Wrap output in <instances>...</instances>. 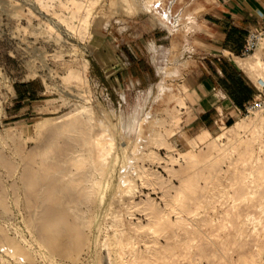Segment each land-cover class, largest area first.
Returning <instances> with one entry per match:
<instances>
[{
    "label": "rangeland",
    "instance_id": "rangeland-1",
    "mask_svg": "<svg viewBox=\"0 0 264 264\" xmlns=\"http://www.w3.org/2000/svg\"><path fill=\"white\" fill-rule=\"evenodd\" d=\"M148 1L0 0V264H264V103L188 132L189 3L165 41Z\"/></svg>",
    "mask_w": 264,
    "mask_h": 264
},
{
    "label": "crops",
    "instance_id": "crops-1",
    "mask_svg": "<svg viewBox=\"0 0 264 264\" xmlns=\"http://www.w3.org/2000/svg\"><path fill=\"white\" fill-rule=\"evenodd\" d=\"M185 1L189 9L182 49L190 64L177 85L182 94L180 102L185 99L187 131L208 135L219 124L235 122L237 107L264 94L262 78L237 62L249 32L264 28V0ZM161 28L166 41L167 32ZM148 45L152 47V43ZM153 45L157 47L155 42ZM154 52L157 57L166 49L157 47ZM250 58L253 60L245 62L252 64L260 58L264 63V43Z\"/></svg>",
    "mask_w": 264,
    "mask_h": 264
},
{
    "label": "bare ground",
    "instance_id": "bare-ground-1",
    "mask_svg": "<svg viewBox=\"0 0 264 264\" xmlns=\"http://www.w3.org/2000/svg\"><path fill=\"white\" fill-rule=\"evenodd\" d=\"M127 1H128V0H127ZM147 1H148V0H147ZM152 1H153V0H149L148 2H152ZM153 5H154V4H153ZM126 8H127V7H126ZM127 10H128V8H127ZM131 11H132V10H131ZM131 11H130V12H131ZM128 13H129V12H128ZM237 62H238V64H239L241 67H243V68H247V67H249L250 70L255 71V72H256V73L262 78V80L264 81V63L260 60V58L255 59V60H254V63H252V64H251V63L249 64V63H247V62H245V61H241V60H237ZM80 108H81V107H80ZM87 108H88V107H87ZM87 108H86V109H87ZM86 109H83V110L87 111ZM80 110H82V109H80ZM83 110H82V111H83ZM90 113H91V112H90ZM68 116H70V115H68ZM91 117H92V116H91ZM42 122H43V121H42ZM44 122H45V121H44ZM244 122H245V121H244ZM245 124H246V123H245ZM245 124L243 123V121H242V122L240 121V122H237L236 124H234L233 126L229 127V129H231V128H239V129H242V128L245 127ZM41 125H42V124H41ZM88 126H90V125H88ZM222 128H223V127H222ZM87 131H88V130H87ZM81 132H82V131H81ZM85 133H86V132H85ZM159 133H160V132H159ZM75 134H76V132H75ZM88 134H89V133H88ZM93 134H94V133H93ZM157 134H158V132H157ZM163 134H164V133H163ZM221 134H222V133H221ZM83 135H85V134H83ZM219 135H220V134H219ZM219 135L217 136L216 140H219V138H221L222 135H220V136H219ZM223 135H224V133H223ZM79 136H80V135H79ZM85 136H86V135H85ZM100 136H101V134H100ZM102 136H103V135H102ZM89 137H90V136H89ZM159 137H160V136H159ZM203 137H204V135H203ZM205 137H206V136H205ZM80 138H82V137H80ZM83 138H84V137H83ZM83 138H82V140H83ZM87 138H88V135H87ZM92 138H93V137H92ZM103 138H104V137H103ZM161 138H162V137H161ZM200 138H201V137H200ZM90 139H91V138H90ZM104 139H105V138H104ZM106 139H107V138H106ZM106 139H105V140H106ZM91 140H92V139H91ZM93 140H94V138H93ZM96 140H97V142H96ZM96 140H95V142H96L95 145H97V147H96V148H97V152H96V153H97V155H96V156H97V157H96L97 159L94 160V159H95V158H94L93 160L95 161V164L97 163V169H99V170L101 171L102 166H103V162H104L105 160L107 161V158H108L109 152H111V151H110V149L108 148L109 146L107 147V148H108V149H107V148L105 147V145H103L104 143L102 144L103 141H100V138H99V141H98V139H96ZM77 141H78V140H77ZM106 141H107V140H106ZM106 141H105V144H106ZM110 142H111V141H110ZM76 143H77V142H76ZM83 143H84V142H83ZM87 143H88V142H87ZM89 143H90V142H89ZM108 143H109V142H108ZM64 145H65V144H64ZM87 145H88V144H87ZM89 145H90V144H89ZM89 145H88V146H89ZM107 145H110V143L107 144ZM218 145H219V144H218ZM218 145H217V143L214 141V142L212 143L211 147H212V149H214V148L218 147ZM48 146H49V145H48ZM69 146H70V145H69ZM79 146H80V145H79ZM83 146H84V145H83ZM70 147H71V146H70ZM91 147L93 148V145H92V144H91ZM112 147H113V146H111V149H112ZM220 147H221V146H220ZM61 148H62V147H61ZM65 148H66V146H65ZM73 148H74V147H72V149H73ZM83 148H84V147H83ZM83 148H82V150H83ZM63 149H64V148H62V150H63ZM68 149H69V148H68ZM94 149H95V148H94ZM94 149H93V150H94ZM209 149H210V148H208V150H209ZM64 150H65V149H64ZM91 150H92V149H91ZM70 151H71V148H70ZM73 151H74V150H73ZM75 151H76V150H75ZM94 151H95V150H94ZM94 151H92V152H94ZM64 152H65V154L67 153L66 151H64ZM64 152H63V154H64ZM89 152H90V151H89ZM213 152H214V151H213ZM213 152H211V153H213ZM81 153H83V152H81ZM225 153H226V152H225ZM74 154H75V153H74ZM77 154H78V152H77ZM194 154H195V153H194ZM91 155H92V154H91ZM93 155H95V153H94ZM185 155H186V154H185ZM195 155H196V154H195ZM187 156H188V155H187ZM92 157H93V156H92ZM194 157H195V159H197L196 156H193V158H194ZM76 158H77V157H76ZM76 158H75V159H76ZM79 158H80V156H78V160H79ZM84 158H85V157H84ZM87 158L89 159V157H86V159H87ZM80 159H81V158H80ZM188 159H189V158H188ZM201 159H202V158H201ZM70 160H71V159H70ZM76 160H77V159H76ZM83 160L85 161V159H83ZM193 160H194V159H193ZM193 160H192V162H194ZM216 160H217V159H216ZM81 161H82V160H81ZM84 161H83V162H84ZM87 161H88V160H87ZM94 161H92V162H94ZM213 161H214V160H213ZM213 161H212V163H213ZM61 162H62V161H61ZM69 162H70V161H69ZM72 162H73V161H72ZM89 162H90V161H89ZM89 162H86V163H89ZM190 162H191V161H190ZM190 162H189V163H190ZM215 162H216V161H215ZM77 163H78V162H77ZM83 164H85V162H84ZM89 164H91V163H89ZM89 164H88V165H89ZM75 165H76V163H75ZM75 165H74V166H75ZM80 165L82 166V163H81ZM85 165H86V164H85ZM85 165H84V166H85ZM93 165H94V164H93ZM105 165H106V164H105ZM105 165H104V167H105ZM78 166H79V165H78ZM90 166H92V165H89V167H90ZM94 166H95V165H94ZM210 166H213V164H211ZM214 166H215V165H214ZM79 167H80V166H79ZM84 168H85V167H84ZM78 169H79V168H78ZM80 169H81V168H80ZM80 169H79V170H80ZM86 169H87V167H86ZM90 169H91V168H90ZM90 169H89V171H90ZM92 169H93V168H92ZM92 169H91V170H92ZM95 169H96V167H95ZM103 169H104V168H103ZM93 170H94V169H93ZM99 170H98V171H99ZM98 171H97V172H98ZM102 171H103V170H102ZM102 171H101V172H102ZM82 172H84V171H82ZM82 172H80V173H82ZM91 172H92V171H91ZM195 172H196V171H195ZM149 173H150V172H149ZM35 175H36V174H35ZM90 175H92V174H90ZM85 176H86V175H85ZM43 177H44V176H43ZM46 177H49V176H46ZM82 177L85 178L84 176H82ZM88 177H89V173H88L87 179H88ZM93 177H94V175H93ZM152 177H153V176H152ZM154 177H155V176H154ZM34 178H37V176H36V177L34 176ZM50 178H51V177H50ZM80 178H81V176H79L78 179H80ZM90 178H91V177H90ZM184 178H185V177H184ZM190 178H191V177H190ZM37 179H38V178H37ZM48 179H49V178H48ZM81 179H82V178H81ZM81 179H80L79 181H81ZM91 179H92V178H91ZM128 179H129V178H128ZM149 179H150V178H149ZM75 180H77V179H75ZM88 180H90V179H88ZM94 180H95V179H94ZM94 180H93V181H94ZM96 180H97V179H96ZM96 180H95V183L98 184L99 181L96 182ZM129 180H130V179H129ZM129 180H124V181L122 180V181H123V184H122V185L124 186V187H123L124 189H127V188L129 187V185H130V181H129ZM30 181H31V180H30ZM37 181H38V180H37ZM77 181H78V180H77ZM77 181H75V182H77ZM83 181H84V180H83ZM51 182H52V181H51ZM73 182H74V181H73ZM86 182H87V181H86ZM184 182H185V181H184ZM186 182H187V180H186ZM186 182H185V183H186ZM188 182H189V181H188ZM52 183H53V182H52ZM52 183H51V184H52ZM54 183H55V180H54ZM121 183H122V182H121ZM131 183H132V182H131ZM185 183H184V184H185ZM36 184H37V183H36ZM46 184H47V183H46ZM79 184H80V182H79ZM79 184H78V185H79ZM83 184H84V183H83ZM91 184H93V183H91ZM96 184H95V186H96ZM33 185H34V183H33ZM49 185H50V183H49ZM80 185H81V184H80ZM84 185H85V184H84ZM84 185H83V186H84ZM29 186H30V185H29ZM37 187H38V185H37ZM47 187H48V186H47ZM49 187H52V185L49 186ZM81 187H82V186H81ZM89 187H93V186H89ZM181 187H182V186H181ZM28 188H29V187H28ZM35 188H36V187H35ZM52 188H53V187H52ZM29 189H30V188H29ZM78 189H80V188H78ZM81 189H82V188H81ZM90 189H92V188H90ZM27 190H28V189H27ZM54 190H55V189H54ZM54 190H53V193H54ZM83 190H84V189H83ZM85 190H86V189H85ZM182 190H183V189H182ZM182 190H181V191H182ZM38 191H39V190H38ZM78 191H79V190H77V192H78ZM88 191H89V189H88ZM122 191H123V190H122ZM30 192H31V191H30ZM42 192H43V191H42ZM81 192H82V191H81ZM81 192H80V193H81ZM92 192H93V189H92ZM32 193H33V192H32ZM51 193H52V191H51ZM82 193H83V192H82ZM82 193L79 194V195L82 196V195H83ZM86 193H88V192H86ZM178 193H179V192H178ZM180 193H181V192H180ZM183 193H184V190H183ZM36 194H37V193H36ZM77 194H78V193H77ZM91 194H93V193H91ZM42 195H43V194H42ZM49 195H50V194H49ZM180 195H182V194H180ZM77 196H78V195H77ZM83 196H84V195H83ZM87 196H88V198H89V195H87ZM91 196H92V195H91ZM192 196H193V195H192ZM49 197H50V196H49ZM179 197H180V196H179ZM77 198H78V197H77ZM85 198H87V197H85ZM145 203L147 204V202H145ZM149 203H151V202H149ZM152 203H153V202H152ZM54 204H55V203H54ZM59 204H60V203H59ZM143 204H144V203H143ZM56 206H57V205H56ZM147 206H148V205H147ZM153 206H154V205H153ZM58 207H59V206H58ZM60 207H61V206H60ZM144 207H145V206H144ZM148 207H150V205H149ZM151 208H153V207H150V208H149L150 210L147 208V210L151 211ZM155 208L157 209V207H155ZM54 209H55V208H54ZM156 209H155V210H156ZM58 210H59V209H58ZM63 210H64V209H63ZM144 210H145V208H144ZM152 211H154V210H152ZM154 212H155V211H154ZM159 212H162V211H159ZM149 213H150V212H149ZM162 213H163V212H162ZM152 214H153V213H152ZM155 214H157V213H155ZM153 215H154V214H153ZM164 215H165V213H164ZM161 216H162V215H161ZM167 216H168V215H167ZM162 217H165V216H162ZM162 217H161V218H162ZM152 218H154V217L152 216ZM161 218L159 217V218L156 220V222H154V223H155V226H154L155 230H158V229H159V226H160V221H159V219L162 220ZM168 218H169V217H168ZM163 219L165 220V218H163ZM66 221H67V220H66ZM154 221H155V220H154ZM164 222H165V221H164ZM164 222H163V223H164ZM169 222H170V221H169ZM60 223H61V222H60ZM67 223H69V222H67ZM170 223H172V221H171ZM70 224H71V223H70ZM70 224H69V225H70ZM72 224H73V223H72ZM72 224H71V225H72ZM167 224H168V223H167ZM167 224H166V226H167ZM71 225H70V226H71ZM74 225H75V224H74ZM140 225H142V224H140ZM149 225H150V224H149ZM45 226H46V225H45ZM64 226H65V225H64ZM75 226H76V225H75ZM65 227H66V226H65ZM76 227H77V226H76ZM138 227H139V226H138ZM151 227H153V226H151ZM167 227H168V226H167ZM66 228H67V227H66ZM79 228H80V227H79ZM140 228H142V227L140 226ZM43 229H44V228H43ZM49 229H50V228H49ZM59 229H60V228H59ZM70 230H71V229H70ZM80 230H81V229H80ZM159 230H160V229H159ZM62 231H65V229H63ZM66 232H67V231H66ZM79 232H80V231H79ZM46 234H47V233H46ZM62 234H64V233H62ZM82 234H83V233H82ZM72 235H74V234H72ZM60 236H62V235H60ZM65 236H66V235H65ZM75 236H78V234H76ZM81 236H82V235H81ZM57 237H58V235H57ZM57 237H55V240H56ZM63 237H64V236H63ZM59 238H60V237H59ZM61 238H62V237H61ZM61 238H60V239H61ZM64 238H65V237H64ZM7 239H8V238H7ZM7 239H5V240H7ZM75 239H76V240L74 241V249H73V250L77 252L78 249L81 247V245H82V243H83V238H82V237H77V238H75ZM58 240H59V239H58ZM8 241H9V239H8ZM51 241L53 242L54 239L51 240ZM51 241H50V242H51ZM65 241H66V240H65ZM5 242L9 244V242H7V241H5ZM10 242H11V241H10ZM1 243H2V242H1ZM61 243H62V242H61ZM61 243H59V244H61ZM63 243H64V242H63ZM84 243H86V242H84ZM3 244H4V243H3ZM54 244H55V243H54ZM59 244H58V245H59ZM12 245H13V244H12ZM49 245H52V243H49ZM58 245H57V246H58ZM62 245H63V244H62ZM62 245H61V247H63ZM83 245H84V244H83ZM13 247H14V246H13ZM15 247H16V246H15ZM50 247H51V246H50ZM52 247H54V245H53ZM52 247H51V248H52ZM17 248H18V247H17ZM55 248H56V246H55ZM65 248H67V246H66ZM15 249H16V248H15ZM15 249H14V250H15ZM18 249H19V248H18ZM52 249L54 250V248H52ZM58 249H59V248H58ZM63 249H64V248H63ZM60 250H61V249H60ZM64 250H66V249H64ZM68 250H69V249H68ZM68 250H67V251H68ZM17 251H18V250H17ZM17 251H16V252H17ZM56 251H57V250H56ZM64 252H65V251H64ZM20 253H21V252H20ZM60 253H61V252H60ZM62 253H63V252H62ZM63 254H64V253H63ZM67 254H68V253H67ZM24 256H25V255H24ZM134 256H135V255H134ZM139 259H140V258H139ZM134 260H135V258H134ZM136 262H137V261H136Z\"/></svg>",
    "mask_w": 264,
    "mask_h": 264
},
{
    "label": "built area",
    "instance_id": "built-area-1",
    "mask_svg": "<svg viewBox=\"0 0 264 264\" xmlns=\"http://www.w3.org/2000/svg\"><path fill=\"white\" fill-rule=\"evenodd\" d=\"M174 0H158L153 5V12L159 17V22L161 26L166 30L167 34L170 36L175 35L176 28H179L178 17L172 11V5ZM264 43V28L250 31L246 42L242 48L240 56L246 57L254 54L255 50L260 44ZM263 97V100H261ZM262 103H264V94H261L257 99L250 103H247L242 108L237 107L236 112L238 116L249 114L257 109Z\"/></svg>",
    "mask_w": 264,
    "mask_h": 264
}]
</instances>
